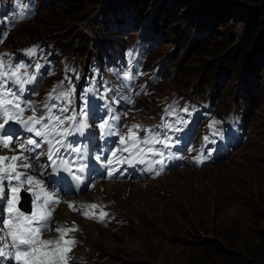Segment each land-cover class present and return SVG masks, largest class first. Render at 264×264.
<instances>
[{
  "label": "rangeland",
  "instance_id": "374dc122",
  "mask_svg": "<svg viewBox=\"0 0 264 264\" xmlns=\"http://www.w3.org/2000/svg\"><path fill=\"white\" fill-rule=\"evenodd\" d=\"M166 1L165 7L175 4L174 0ZM74 3L83 9L87 19L83 23L73 22L69 15L68 22H64L65 28L55 31L44 16L66 11L65 0H53V6L39 10L33 19L23 23L13 24L8 14L0 12V37L6 36L15 45L48 39L63 44L65 53L82 57L83 64L85 59L93 56V49H75L77 40L97 44L98 24L103 25L100 34L108 43L121 42L109 31H123L134 37L152 20L155 7L153 2L138 17H133L132 8L127 5L115 7L114 14L108 12L113 8L109 5L121 4V0H76ZM184 5V9H177L182 21L196 19L208 25L206 31L212 32L214 38L210 39L200 26L186 30L188 41L161 35L155 57H168L167 66L173 68L178 62L181 70L176 71L169 82H164L160 90L179 91L187 97L199 96L202 90L215 94L216 112L219 113L244 105L251 119V136L240 153L203 170H175L165 180L132 184V188L129 182H116L119 189L107 192L108 196L103 187L94 188L89 195L95 193L92 196L96 202L108 203L124 221L110 227L95 224L96 235L82 229L73 232L81 240L77 254L82 255V261L89 259L94 264H264L246 252L258 245L257 236L264 231V84L260 82L261 76L256 78L252 62L258 54V70L263 69L264 0H187ZM119 13L121 17H118ZM254 15L259 32L244 53L239 73L230 72L218 88L214 87L215 93L209 92L208 84L202 78V68L198 71L196 67L202 59L223 60L228 50L242 44L248 35V22ZM38 17L41 18L35 21ZM223 22L227 23L226 28L221 26ZM192 39L206 43L200 51L202 54L194 56L190 53L188 60L192 63L186 68L187 59L181 57L182 50ZM177 51V55L169 57ZM185 52L189 55V49ZM145 66L150 68V63L146 61ZM249 69L253 74L251 82L246 80ZM231 79L234 84L230 95L225 93V87ZM248 87L253 93L250 97L243 94ZM240 112L238 109V117ZM74 221L77 219H72L70 224ZM118 232L126 240H122Z\"/></svg>",
  "mask_w": 264,
  "mask_h": 264
},
{
  "label": "snow or ice",
  "instance_id": "6c2138e0",
  "mask_svg": "<svg viewBox=\"0 0 264 264\" xmlns=\"http://www.w3.org/2000/svg\"><path fill=\"white\" fill-rule=\"evenodd\" d=\"M28 51L32 54L35 49ZM35 67L39 69L41 66L37 64ZM34 79V76L24 71L22 65L6 66L4 61L0 60V147L6 149L11 147L14 142V130L6 129L5 126L10 122L17 123L33 137L41 138V141L48 145L47 158L53 165L59 167L54 157L61 156V149L81 153V148L74 147L67 141V137L74 133L83 134L89 128L88 117L94 106L90 105L87 96L95 90L86 88L80 96L79 109L74 107L70 109L74 103L76 90L70 83L65 87L64 81H61L48 92L42 104V111L38 113L31 102L22 100L25 85ZM10 83L16 86L17 91L9 87ZM128 102L133 101L129 98ZM26 108L32 109V115L24 116ZM184 111L187 112V109ZM165 112L166 115L175 114L174 109H166ZM117 120L119 116L116 115L102 119L98 124L101 136L116 135L117 133L113 131V122ZM183 123L185 121L182 119L175 121V124ZM175 124L164 122L161 127L168 131H181L182 129ZM138 131L139 126L132 125L129 126L126 134L119 135L120 148L112 152L111 158L107 160L108 165L137 161L144 163L145 157L149 155L161 157L156 163H163L164 154L157 151L154 145L160 144L168 148L172 138L167 133L161 138V134L152 129H146V134L141 138L137 135ZM26 145L32 148H27ZM40 146L35 138L30 137L26 142L20 143L18 153L0 156V203L3 204L6 213V216L0 218V264H70L68 254L75 247V241L66 237L70 231L76 229L50 227L55 206L60 200L45 188L41 180L28 175L26 171L33 165L28 162L24 152ZM117 151L128 153V157L117 159ZM196 159L199 163L202 157ZM68 163L61 158V164L65 167ZM83 170L84 165L81 164L78 171ZM148 170L151 171V167ZM113 174L114 170L108 171L109 176ZM25 185L29 186L26 191L31 194L30 213H26L20 207V193ZM86 207L95 209L97 205ZM69 208L73 206L69 204ZM84 215L87 218H97L95 215L89 216L87 212ZM105 216L106 213H101L98 217L99 221L103 222ZM49 231H55L58 235L53 238H43Z\"/></svg>",
  "mask_w": 264,
  "mask_h": 264
},
{
  "label": "trees",
  "instance_id": "16d2710c",
  "mask_svg": "<svg viewBox=\"0 0 264 264\" xmlns=\"http://www.w3.org/2000/svg\"><path fill=\"white\" fill-rule=\"evenodd\" d=\"M74 1L76 0H65L64 6L66 7V11L62 13L55 12L53 13V16H44L45 20H50L48 25L53 27L52 31L64 29L65 28L64 22L66 21L68 22L69 17H70L69 15L72 16L73 22L83 23L87 19V16L84 13L83 9L79 8L74 3ZM121 1H122L121 4L109 5L113 7L109 11L116 9V8L119 9V7L117 6L123 7L124 5H127L129 6V8H132L131 12H132L133 17H138L140 12H142L144 8L150 7V5H152V3L154 2L155 7L152 10V15H151L152 20L149 21V26L151 25L150 29L154 32L159 33L160 35L168 34V37L174 38L176 40L179 39L182 41H186V40L188 41L189 37H188L187 31L189 30L190 27L195 28V29L198 28L199 26H200L199 29L204 27L205 31L209 29L208 25L204 23H200L196 19H192L189 21H186L184 19L182 21V17L178 16L177 9L179 8L184 9L186 7V5L184 4L187 2V0H174L173 2L175 4L169 7L164 6V4L168 2L166 0H161V1H158V0H121ZM67 7L69 8V10H67ZM40 18L41 17H38L35 21L39 20ZM113 21L115 20L113 19ZM226 22H223L221 24L223 28H226V25H227ZM257 27L258 26L256 23V16L254 15L251 21L248 22V25H247L248 35L242 44L240 45L237 44V46L233 47V49L228 50L224 54L223 60H218V61H215L214 59H211L209 61H207V59L201 60V62L199 63V67H196V70L199 71V69L202 68V78L204 80V83L208 84L209 92L211 91L215 93L216 90L214 87L218 88L220 84L224 81L225 77L228 76L230 72L236 73V75L237 73H239V70L241 69L243 65L244 53L247 51L251 40L259 32V28ZM103 30H104L103 25L98 24L96 28V34H97L99 42L96 45H90V43L87 42L86 40L79 39L75 43V49L78 47H92L94 48V50H97L98 45L106 44L108 41H106L103 37H101V34H100L101 32H103ZM206 32L208 35H210L209 37L210 39L214 38V35L212 34V32H210L209 30ZM109 34H111L112 37H114L116 40H121V41L125 40L123 33L109 31ZM205 43H201V42H198V40L192 39L189 46L183 47V50H182L183 54L181 57H186L187 59L188 65L186 68H189L190 64L192 63V60H188V58L190 57V53L191 55L193 54L194 56H198L199 54H202L200 53V51L204 49ZM60 47L61 49H63L64 45L60 44ZM215 47L216 46H214V48ZM186 49H189V55H188V52H185ZM261 49H264V43L262 44ZM178 53H179L178 51L176 53L174 52L169 57H172L175 54L177 55ZM252 62H254L253 69L255 70V76L256 78H258V76H261L260 82H262V85H263L264 84V67L263 69H261V71L258 70V67H259L258 65L260 62L258 59V54L255 56ZM174 68L176 69V71L181 70L180 69L181 67L178 66V62L177 64H175ZM218 68L221 70H218ZM257 72L259 73L257 74ZM233 82L234 81L231 79L227 83V86L225 87L226 94L231 95L233 91V84H234ZM205 92L206 91L202 90L201 96H203ZM244 94L249 97L253 95L249 88H246V90L244 91ZM212 96L214 97V94ZM241 97L245 98V96H241ZM239 100H241V98ZM261 232L262 233H260L257 236L259 240L258 245L254 248L247 249L246 252L248 255L252 257H256L257 259H259L261 262L264 263V231H261Z\"/></svg>",
  "mask_w": 264,
  "mask_h": 264
},
{
  "label": "bare ground",
  "instance_id": "6f19581e",
  "mask_svg": "<svg viewBox=\"0 0 264 264\" xmlns=\"http://www.w3.org/2000/svg\"><path fill=\"white\" fill-rule=\"evenodd\" d=\"M114 10L115 9H113V10H111V11H109V12H111L112 14H114ZM114 16V15H113ZM122 15L119 13V15H118V17H121ZM112 19H115V22L117 21L116 20V18L115 17H113ZM111 22H113V21H111ZM151 26V25H150ZM114 34V33H113ZM93 49V56L91 55L90 56V58H88V60L87 59H85V61L83 62V64L81 63L82 62V57H79L78 58V66L80 67V68H83V67H85V66H87L88 65V63H89V59H91V58H95V57H99V56H102V55H106V54H109L110 53V51L107 49V47H106V45L105 44H101V45H98L97 46V50H94V48H92ZM252 76H253V74H252V71H251V69H249L248 71H247V77H246V80L247 81H253V78H252ZM0 152H6V150H4V149H0ZM174 173V172H173ZM171 175V173H169V176ZM168 175L167 176H163L162 178H159V179H157V180H160V179H163V180H165V179H167L168 177H169ZM156 180V181H157ZM125 184V183H124ZM129 184H131V188H132V184H136V185H139V184H141L140 182H129ZM43 185H44V183H43ZM105 186V187H104ZM98 187H103V189H104V193H105V196H108V193L107 192H111V191H113L114 189H119V187H120V185L118 184V183H116V182H112V181H105V182H99V183H97V185L94 187L95 188V190L98 188ZM93 188V189H94ZM92 189V190H93ZM100 189V188H99ZM121 189V188H120ZM138 189V188H137ZM91 190V191H92ZM90 191V192H91ZM98 191V190H97ZM139 191H140V189H139ZM89 192V193H90ZM99 192V191H98ZM95 194V193H94ZM94 194H92V195H94ZM100 194V193H99ZM92 195H88L86 198H84V196H79V197H75L74 199H71V200H74V201H82V200H86L87 202H89V203H92V202H94L95 200H94V198H95V196H92ZM97 197V196H96ZM105 199V198H104ZM5 215H6V213H5ZM54 215H55V219H54V221H53V227L54 228H57V227H67L68 225H70V221L72 220V219H74V220H76L77 219V221L79 222V226H80V229H82V230H84V231H86L88 234H91V235H96L95 233L97 232V230H96V232H95V229H94V226H95V223H93V222H91V221H88V220H84V219H81L80 217H78L76 214H73V213H71L70 211H68L67 209H66V207L65 206H63V208L60 206V209H57L56 208V210H55V212H54ZM99 230V229H98ZM98 233V232H97ZM118 234H119V236H120V238L122 239V240H126V238L122 235V233H120V232H118ZM48 235H57V233L55 232V231H52V233L51 234H48ZM71 234H69L68 236H70ZM76 236V235H75ZM111 245L112 246H114V244L113 243H111ZM74 254H75V256H77V250H74Z\"/></svg>",
  "mask_w": 264,
  "mask_h": 264
}]
</instances>
